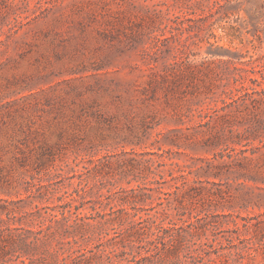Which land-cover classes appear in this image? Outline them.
Listing matches in <instances>:
<instances>
[{
	"label": "rangeland",
	"instance_id": "obj_1",
	"mask_svg": "<svg viewBox=\"0 0 264 264\" xmlns=\"http://www.w3.org/2000/svg\"><path fill=\"white\" fill-rule=\"evenodd\" d=\"M64 201L87 247L136 254L167 208L264 264V0H0V217L40 213L43 256Z\"/></svg>",
	"mask_w": 264,
	"mask_h": 264
},
{
	"label": "trees",
	"instance_id": "obj_2",
	"mask_svg": "<svg viewBox=\"0 0 264 264\" xmlns=\"http://www.w3.org/2000/svg\"><path fill=\"white\" fill-rule=\"evenodd\" d=\"M146 188L153 190L152 187ZM158 204L162 205L163 202ZM81 205L64 201L58 205L57 212L49 214L48 222L43 228L50 229L55 225L59 245L45 252L46 256H41V241L49 242L51 234L41 238V214L36 216L40 217L37 223H31L35 224L36 228L31 229L22 226L21 220L18 221L19 225H16L14 220H11L12 210L5 212L7 218L0 217V264H247L244 259L255 247L252 242L238 246V235L230 234L223 238L224 241L219 239L217 233L222 231L224 222L201 223L204 216L194 214L185 219V212L178 211L176 215L181 221L179 224L168 218L170 213L166 212L167 208H163L158 215L153 214L145 218L154 224L155 230L150 231L151 226H148V235L151 238L136 240L139 243L136 246L139 248L136 254L129 252L127 254L131 256H128L126 253L115 252V249H105L102 235L95 246L87 247L82 244L85 236L89 237L99 230L86 221L89 217L81 214ZM2 211H5V208L0 206V213ZM225 215L231 214L222 216ZM166 219L168 221L165 223ZM230 222L233 227L224 231H238L236 219L231 218ZM207 230L214 233L212 238L206 236ZM51 233L54 234V231ZM29 235L32 237L30 242L27 241ZM53 238H56V235L52 236ZM141 249L144 254L140 252Z\"/></svg>",
	"mask_w": 264,
	"mask_h": 264
}]
</instances>
